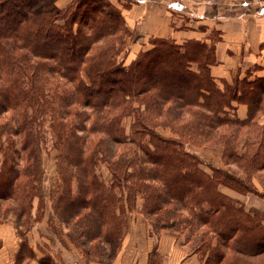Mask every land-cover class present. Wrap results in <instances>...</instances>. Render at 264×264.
<instances>
[{"label":"trees","instance_id":"1","mask_svg":"<svg viewBox=\"0 0 264 264\" xmlns=\"http://www.w3.org/2000/svg\"><path fill=\"white\" fill-rule=\"evenodd\" d=\"M131 4L0 0V220L14 216L17 258L34 256L30 220L100 258L138 212L154 231H187L203 264H264V210L222 190L264 200V76L215 79L214 30L209 42L149 37L125 64L138 39L122 14ZM189 146L216 149L223 167Z\"/></svg>","mask_w":264,"mask_h":264},{"label":"crops","instance_id":"2","mask_svg":"<svg viewBox=\"0 0 264 264\" xmlns=\"http://www.w3.org/2000/svg\"><path fill=\"white\" fill-rule=\"evenodd\" d=\"M70 1L56 0V5L63 7ZM259 2L264 4V0ZM257 7L231 8L225 13L219 10L203 13L187 6L174 13L162 1L134 0L129 8L122 10L127 27L138 35V39L130 44L125 64L140 49L148 46L149 37H171L177 42L187 39L209 42L210 33L214 30L220 36L215 45L217 62L209 68L215 79L231 82L234 77L242 78L247 74L249 78L264 76V9ZM246 113L244 104L236 105V115L240 119H244ZM259 123L264 125V103ZM189 147L196 149V154L205 162L210 161L215 167H223L216 149L208 146ZM255 184L262 189L258 183ZM224 189L228 194L231 192L229 195L233 197L242 196ZM248 195L244 196L248 198ZM252 196L256 201H251L249 207L264 210V200ZM135 214L128 220L121 243L108 260L105 257L103 260L90 258L65 236L53 239L40 236L31 238L27 235L25 240L34 256L18 259L21 239L14 222L10 218L0 220V264H38L39 258L43 256H49L52 264H148L153 252L160 256V264H203L202 257L191 251L188 244L166 230L154 231L144 216L138 212ZM42 221L46 223L44 219Z\"/></svg>","mask_w":264,"mask_h":264},{"label":"rangeland","instance_id":"3","mask_svg":"<svg viewBox=\"0 0 264 264\" xmlns=\"http://www.w3.org/2000/svg\"><path fill=\"white\" fill-rule=\"evenodd\" d=\"M112 1H116V0H112ZM118 1H134V0H117ZM153 1H162L163 3L167 4L168 7L172 10H174V13L177 12V10H179L181 7H191L194 8L195 11L200 10L203 13H207L208 11H216L219 10L222 13L228 12L226 10L231 9V8H249V7H257V9H264V4L262 5V3H260V0H153ZM257 2V3H255ZM261 4V5H260ZM182 9V8H181ZM124 124L126 126H128L129 124V120H124ZM160 133L164 134V135H171L167 132V129H158ZM190 148V147H189ZM192 150L194 153H196V149L192 148L190 149ZM54 155H55V151L54 150H50V154L48 157H45V168H46V184L48 185L49 183H53L54 180L57 179V174H56V168H55V161H54ZM210 162V161H209ZM208 162V163H209ZM212 163V162H211ZM210 163V164H211ZM214 165V164H211ZM98 172L101 176V178L103 180H107L109 178V172L106 168V166L104 164H99L98 165ZM75 190V187H74ZM222 190L226 193H228V191H226L224 188H222ZM229 194H231V192H229ZM245 204L246 207L250 206V202L251 201H256V198L254 196H252L251 194L248 195V198L245 196H240L239 197ZM36 202V201H35ZM34 202V205H35ZM49 204V203H48ZM47 213L49 212V208H47ZM34 212V209H33ZM136 212H128L126 214V224L128 222L129 219H131L133 216H135ZM12 221L14 220V216L12 214L9 215V217ZM44 220H46V217L43 218ZM44 221H42V223H36V222H32L30 220V229L29 230H24L25 234L28 237H46V238H53V239H61V235L60 237L56 236L55 234H53L51 232V230L49 229L48 225H46V223H43ZM125 224V226H126ZM56 230L59 234H64L66 232L65 229H62L61 227L59 228L56 225ZM163 230H166L170 233H172L174 236H176L179 240H183L185 238V236L187 235V231H183L180 234H178L177 231L173 230L172 228H170V226H166ZM27 231V232H26ZM160 231V230H158ZM64 237V236H62ZM82 250V249H81ZM107 255H103L101 259L103 260V257H105L107 260L109 257H111L110 255L112 254L111 249H108L106 252ZM90 258H94L95 256H89Z\"/></svg>","mask_w":264,"mask_h":264}]
</instances>
